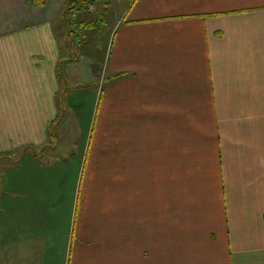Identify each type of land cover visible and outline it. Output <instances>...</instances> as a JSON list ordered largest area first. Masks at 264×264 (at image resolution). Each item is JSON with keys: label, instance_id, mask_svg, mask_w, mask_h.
I'll return each instance as SVG.
<instances>
[{"label": "crops", "instance_id": "crops-1", "mask_svg": "<svg viewBox=\"0 0 264 264\" xmlns=\"http://www.w3.org/2000/svg\"><path fill=\"white\" fill-rule=\"evenodd\" d=\"M36 1L0 0V264H264V0H96L87 84Z\"/></svg>", "mask_w": 264, "mask_h": 264}, {"label": "rangeland", "instance_id": "rangeland-1", "mask_svg": "<svg viewBox=\"0 0 264 264\" xmlns=\"http://www.w3.org/2000/svg\"><path fill=\"white\" fill-rule=\"evenodd\" d=\"M90 14H93V13H90ZM83 15H88V14H83ZM83 15H79L81 17V22H82V18H83L82 16ZM95 15L97 16V14H95ZM104 29L105 28L103 27L101 29V31H100V34H98V35H94L93 34V35H89V36L85 35L83 30H82V33H83V36H85V39H82L81 42L76 44L78 46V45L82 44V42H85L86 40H88L89 44L91 45V46H89V48L87 47L83 51L84 56H87V57H85V63L86 64L90 63V64L93 65L92 68H91V70H92L91 73L92 74H88L87 75L86 84H87V82L89 80H92V79H93V81L97 80L98 74H102L104 72V70H105L104 69V63L102 62L104 60V57H105L104 51H105V47H106V38H105L104 34L102 33V31ZM94 43H97V44L94 45ZM98 44H99V49L96 48V46ZM75 53L76 52L73 51L71 53V56L73 57V55ZM90 57H91V59H90ZM86 61H88V62H86ZM79 79H80V76L78 74H76V77L72 78L73 84H75V80H79ZM91 85H92V86H90L91 89L79 91V93L81 94L80 97H79L81 99V101H80L81 105H79V109L85 110L86 113L92 108H95V110H96L97 106H98V103H99V98H95V96L92 95L94 93V91L95 92L97 91V89L95 88V86L93 84H91ZM99 93H102V88L99 91ZM61 123H63V120H60V122H58V126ZM78 123L80 125V122H78ZM78 123L74 119H72V120H70L69 122L66 123L65 127H64V125H62L60 128L64 127V129H68L69 130V128H71L70 130H74V128H76ZM86 123L87 122L83 121V124L86 125ZM99 127L102 128L101 121H99V123L97 125V128H99ZM84 139H85V136L81 139V141L84 140ZM5 164L6 163L2 160V156H0V175L1 176H2V173H3L4 169L7 167V164H6V166H5ZM8 172H7V175H8ZM5 182H6L5 185H4L3 182H0V189H2V193H5L6 186L8 187V178H7V180ZM57 182H58V180H57Z\"/></svg>", "mask_w": 264, "mask_h": 264}, {"label": "built area", "instance_id": "built-area-1", "mask_svg": "<svg viewBox=\"0 0 264 264\" xmlns=\"http://www.w3.org/2000/svg\"><path fill=\"white\" fill-rule=\"evenodd\" d=\"M95 12H96V5H94L93 3V4H89L84 9L78 7L76 10H74L69 14L68 16L69 29L76 44L81 42L82 39H85V36H83L82 29L80 26L81 18L79 15L90 14V13L94 14Z\"/></svg>", "mask_w": 264, "mask_h": 264}, {"label": "trees", "instance_id": "trees-1", "mask_svg": "<svg viewBox=\"0 0 264 264\" xmlns=\"http://www.w3.org/2000/svg\"><path fill=\"white\" fill-rule=\"evenodd\" d=\"M96 0H70L68 2V5L66 6V8L64 9L63 11V18H64V21L66 22V25H67V36H68V39H69V45H70V48L71 49H75L74 47H76V43L73 39V36L70 32V29H69V20H68V16L71 12H73L74 10H76L78 7L80 8H86L89 4H93ZM32 3L36 4L37 1L36 0H31ZM94 23L97 24V21L94 20ZM83 20L82 22L80 21V26H81V29L83 30ZM63 65L65 64L64 62L62 63ZM62 67V66H61ZM118 76H121V75H118ZM1 176V175H0Z\"/></svg>", "mask_w": 264, "mask_h": 264}]
</instances>
